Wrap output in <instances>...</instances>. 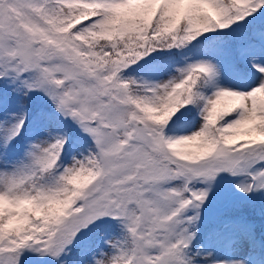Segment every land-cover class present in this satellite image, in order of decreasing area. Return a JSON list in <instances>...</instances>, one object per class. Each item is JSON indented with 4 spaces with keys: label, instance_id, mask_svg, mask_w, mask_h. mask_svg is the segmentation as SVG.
I'll return each mask as SVG.
<instances>
[{
    "label": "snow or ice",
    "instance_id": "snow-or-ice-1",
    "mask_svg": "<svg viewBox=\"0 0 264 264\" xmlns=\"http://www.w3.org/2000/svg\"><path fill=\"white\" fill-rule=\"evenodd\" d=\"M244 208L264 0H0V264H264Z\"/></svg>",
    "mask_w": 264,
    "mask_h": 264
},
{
    "label": "trees",
    "instance_id": "trees-1",
    "mask_svg": "<svg viewBox=\"0 0 264 264\" xmlns=\"http://www.w3.org/2000/svg\"><path fill=\"white\" fill-rule=\"evenodd\" d=\"M238 216L246 218V220L254 226V230L258 239H264V216L249 208L238 210L235 213ZM226 249V247H223ZM218 251H221L218 249Z\"/></svg>",
    "mask_w": 264,
    "mask_h": 264
},
{
    "label": "rangeland",
    "instance_id": "rangeland-1",
    "mask_svg": "<svg viewBox=\"0 0 264 264\" xmlns=\"http://www.w3.org/2000/svg\"><path fill=\"white\" fill-rule=\"evenodd\" d=\"M220 250H224V248H220ZM227 250V249H226ZM222 255H227V251L226 252H222L220 253ZM234 258H243L246 255V248L243 245H240L237 250L234 252Z\"/></svg>",
    "mask_w": 264,
    "mask_h": 264
}]
</instances>
